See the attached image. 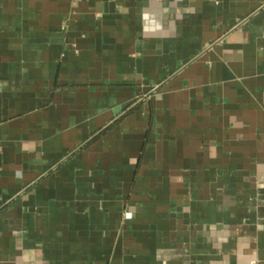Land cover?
I'll use <instances>...</instances> for the list:
<instances>
[{
    "label": "crops",
    "instance_id": "0c3cea01",
    "mask_svg": "<svg viewBox=\"0 0 264 264\" xmlns=\"http://www.w3.org/2000/svg\"><path fill=\"white\" fill-rule=\"evenodd\" d=\"M0 264H264V0H0Z\"/></svg>",
    "mask_w": 264,
    "mask_h": 264
},
{
    "label": "built area",
    "instance_id": "2783aa9c",
    "mask_svg": "<svg viewBox=\"0 0 264 264\" xmlns=\"http://www.w3.org/2000/svg\"><path fill=\"white\" fill-rule=\"evenodd\" d=\"M132 215H131V213L130 212H127L126 214H125V217H127V218H130Z\"/></svg>",
    "mask_w": 264,
    "mask_h": 264
}]
</instances>
